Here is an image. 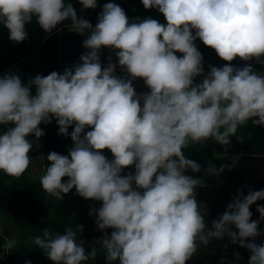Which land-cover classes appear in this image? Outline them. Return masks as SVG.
<instances>
[{"label": "clouds", "instance_id": "clouds-1", "mask_svg": "<svg viewBox=\"0 0 264 264\" xmlns=\"http://www.w3.org/2000/svg\"><path fill=\"white\" fill-rule=\"evenodd\" d=\"M142 3L158 9L166 22L151 17L129 22L114 0L103 4L95 25L77 14L71 0H0V24L14 42L28 36L26 24L33 18L49 34L68 21L66 27L86 35V51L63 72L36 74L27 83L14 71L0 75V125L6 126L0 132V172L21 176L30 149L45 135L40 124L55 119L58 133L73 144L67 154H47L39 183L57 200L75 187L82 197L102 202L89 214L103 231L98 242L107 264H186L197 241L207 245L225 235L249 249L248 264H264V243L248 239L264 232L258 227L264 204L256 205L259 219H251L250 211L264 199V188L246 195L238 189L209 226L207 206L197 199L205 182L189 174L201 165L183 152L207 140L227 147L249 121L264 126V68L224 63L209 64L206 71L195 43L199 38L224 61L239 57L264 65V0ZM80 4L96 8L97 0ZM104 48L116 59L102 61ZM137 78L146 91L137 92ZM129 166L134 171L125 173ZM232 166L209 164L206 171L218 175ZM83 230V224L62 233L44 228L32 241L55 264H86L97 248L86 249L78 238ZM16 243L5 238L3 248L11 251Z\"/></svg>", "mask_w": 264, "mask_h": 264}, {"label": "trees", "instance_id": "trees-1", "mask_svg": "<svg viewBox=\"0 0 264 264\" xmlns=\"http://www.w3.org/2000/svg\"><path fill=\"white\" fill-rule=\"evenodd\" d=\"M97 1L102 5L108 2V0ZM71 2L77 9V14L80 15V9L82 8L80 0H71ZM114 2L119 4L125 10L126 15L129 17V22L135 20L136 17H151L160 22H166L163 13L156 8L146 9L144 7L142 9H136L132 6L131 0H114ZM133 2L135 3L136 0H133ZM86 10H88V8ZM92 21L98 20L96 18H92ZM67 23L68 21L62 22L61 24ZM55 29H53V31ZM43 36L45 35L43 34ZM41 37L42 36L40 35L38 41H41ZM51 40H53V38L48 40L50 43L46 41L33 50L35 48V40L31 39L27 43L25 50L23 45H20V42H14L9 39L8 28L0 24V75L9 72V69L13 67V65H17L14 71L19 75H27V81L31 76L36 74L47 75L51 72V69L55 68L58 64V61L55 59L51 61L52 56L50 59H44V57L37 59L39 64L27 63L21 59L29 55L31 51H33L31 53V56L33 57L40 54L42 49L48 48L52 52ZM66 40L68 41V45L70 47L74 45L73 48L67 51V54L69 56L76 55L79 48V41H76V38ZM54 42L56 43L55 58H58V39ZM195 43L203 54L206 71L209 64L220 66L227 62L220 58L213 48L205 45L199 38H197ZM177 54L181 55L179 52ZM62 58H65L64 55ZM138 89H140L139 86ZM5 127L6 126L4 125H0V132L6 130ZM40 127L45 130V135L39 138V143H42L44 146V161L46 165L48 163L46 156L50 151L55 150L62 154H67L68 148L73 144V141L70 136H64L63 134L58 133L57 129L59 126L55 119L49 123L42 122ZM238 129H242L243 132L248 135L250 143L254 146V153L264 155V126L255 125L249 121L247 124L240 126ZM71 130L72 126H69V131ZM104 150L105 149L102 151ZM183 152L187 157L194 159L201 164L203 159L201 143H190L184 147ZM221 175L222 174L219 173V176ZM219 176H217V178H219ZM217 180L213 181V183H217ZM252 182L254 190L264 188V176L259 178L255 177ZM46 194L47 192L43 190L39 183V179H30L26 171L19 177L8 176L0 172V217H4L9 211L17 209L21 218L19 225L20 230H27L33 237L36 235H42L44 228H48L53 232L62 233L64 229L71 224L74 227L78 224H83L84 230L83 232L78 233V238L84 240L86 249L90 250V247L92 246L97 248L96 257L90 258L86 264H107L104 259V249L98 242V238L103 236V231L97 227L95 217L89 214L92 209L90 208V203L86 206H80L79 208L72 207L71 203L61 201H57L55 205H51L48 199H46ZM217 198L218 196L216 199ZM98 203L101 202H94L92 206L97 208L96 206H99L97 205ZM258 204H264V199H261ZM256 205L257 204L253 205L250 209L252 212L251 219H259L260 217V213ZM205 219L208 221L209 226H211V221L215 218L211 213L206 212ZM258 227L260 229L264 227V220H260ZM107 231L111 232V229H108ZM11 234L12 230L10 227H0V264H8L9 260L23 258L30 252V247L18 241L16 246L11 251H6L3 248V243L5 238H11ZM248 239L251 240L250 237ZM210 241L206 245V249L203 248L204 244L202 242L197 241L196 251L199 264H248L250 255L248 248L241 246L238 242L232 243L231 239L219 248H215ZM239 248H241V251L237 254ZM32 253L34 254L36 264H55V262L50 260L44 251L37 248L36 245H34Z\"/></svg>", "mask_w": 264, "mask_h": 264}, {"label": "rangeland", "instance_id": "rangeland-1", "mask_svg": "<svg viewBox=\"0 0 264 264\" xmlns=\"http://www.w3.org/2000/svg\"><path fill=\"white\" fill-rule=\"evenodd\" d=\"M131 2L132 6L136 9L144 8L142 0H136L135 3L133 2V0H131ZM226 63L229 62L227 61ZM245 63H252L254 69L256 70H261L262 68H264V65L256 62L254 59L252 61H243L242 59H240V61L236 65L243 66ZM240 136L243 137V139H239L238 137ZM254 152L255 149L253 144L250 143L248 135L244 133L242 129L237 130V134L232 136L231 143L227 147L213 140L205 141L204 146H202L203 162L205 159V166L199 172H196V175L201 177L204 182H211V185L204 184L203 186H199L197 188V199L201 203L206 204L207 212L211 213L215 219L219 218L220 214L226 209L227 204L232 202L233 196L237 194L238 189H242L244 194L246 195L250 189L254 190V187L252 185L253 179L255 177L263 175L264 155L258 154V156H256L257 154H255ZM31 160H34L35 163L34 165H31L30 171H27V175L30 179H39V177L43 174L39 173L41 166L37 165V160L40 159L34 157ZM209 164H212L216 167L225 164H234V166L230 168L226 167L222 172H220L221 174L225 172V174H228L227 172L230 171V173L224 180H217L218 183H212L216 180L219 174L217 175L215 173L207 172L206 170L209 167ZM46 195V199H48L51 205H55V203L59 201L49 193H47ZM73 195L74 193L72 191L64 194L66 202H68L69 199L73 197ZM79 196L84 199L81 202L77 200V204L79 206H86L89 201H96L92 198H84L81 195ZM217 196L218 198L216 199ZM260 200L253 202V204L250 205V209L253 205L260 203ZM63 201L65 200L63 199ZM101 203H98L97 205L100 206ZM71 206L74 207L72 204ZM99 206L96 207L98 208ZM20 220L21 218L18 214L17 209H13L9 211L6 216L0 217V227H10V229L12 230V234L10 237L15 238L16 241L21 242L31 248L27 256L23 258L11 259L8 261V264H25V261L27 260H30L31 264H36L34 254L32 253L34 247V243L32 241L33 236L27 230H20ZM234 230L238 231V229L235 228ZM262 230H264V227L262 228ZM250 238L255 239L256 243H264V232H262L261 235L255 238ZM230 239L231 238L228 235H225L223 238L214 237L211 239L210 243L215 248H219L221 245L229 242ZM203 248L206 249V245H204ZM239 251H241V248L238 249L237 254H239ZM186 264H199L197 251L193 253V255L186 261Z\"/></svg>", "mask_w": 264, "mask_h": 264}, {"label": "crops", "instance_id": "crops-1", "mask_svg": "<svg viewBox=\"0 0 264 264\" xmlns=\"http://www.w3.org/2000/svg\"><path fill=\"white\" fill-rule=\"evenodd\" d=\"M121 1V0H120ZM102 4L100 3V2H98L97 1V7L96 8H88V10H86V9H80V12H81V16H83L84 18H86V19H88V20H90L92 23H93V25H95V23L97 22V21H92V18H96L97 20H98V12H101V10H102ZM154 11V10H153ZM135 15H137V14H135ZM66 24H58L57 26V28L51 33V34H49V33H46V31L40 26V24L38 23V21L35 19V18H33V20L30 22V23H27L26 24V29H27V31H28V36L23 40V41H21L20 42V45H23V47H24V49L26 50V46H27V43L31 40V39H33V40H35V48L33 49V50H35L38 46H40L42 43H45L46 41H48L50 38H53V40H51L52 42V52L48 49V48H46V49H42L41 50V53L40 54H38V55H36V56H31V53L33 52V51H31L30 53H29V55H27V56H25L24 58H22L21 60H24V61H26L27 63H35V64H39L38 62H37V59H39V58H42V57H44V59L46 58V59H50L51 58V56H52V59H51V61L52 60H57L58 61V64H57V66L55 67V68H52L51 69V71H53V70H57V71H60V72H63V70H64V68L66 67V66H70V65H72V64H74V63H76L78 60H79V57H80V55L84 52V51H86V49L84 48V46H83V44H82V41L86 38V35H84V34H81V33H78V32H76V31H74V30H70L68 27H66L65 26ZM42 30H44V31H42ZM43 34L45 35V36H43ZM42 36L41 38V41H38V38H39V36ZM72 39V38H76L77 40L76 41H79V48H78V52L76 53V55H74V56H69L68 54H67V51L69 50V49H71V48H73L74 47V45L73 46H69L68 45V41L66 40V39ZM56 39H58V47H59V56H58V58H55V50H56V43L54 42V41H56ZM48 43H50V41H48ZM46 47H47V44H46ZM64 55V59L62 58V56ZM109 55H112L113 56V59H116L115 58V55H114V53H112L111 52V50L110 49H108V48H104L103 49V51H102V56H101V59H102V61H104L105 63H106V61H107V57L109 56ZM20 60V61H21ZM65 60H67V61H65ZM19 61V62H20ZM240 61V59L237 57V58H235L233 61H231V62H229V63H233V64H237L238 62ZM16 66L17 65H13V67H11L10 69H9V71H14V69L16 68ZM15 72V71H14ZM50 73V72H49ZM48 73V74H49ZM117 73L119 74L120 73V69H119V67H117ZM21 76V79H22V81H24L25 83H27V80H26V76L27 75H20ZM134 85H135V87H136V90H137V92H143V91H146L147 90V87H146V85L144 84V82H143V79L142 78H137V80L136 81H134ZM138 86L140 87V89H138ZM140 90V91H139ZM33 91H34V89H33ZM203 144H205V142H203V143H201V146H203ZM104 152H105V154L109 157V158H111L112 157V153H111V151H110V149H105L104 150ZM255 154H257V153H255ZM29 155H30V157H31V159L32 158H38V159H40V160H37V165H39V166H41V169H40V171H39V173L41 174V173H44V170H45V167H46V165H45V161H44V156H45V151H44V146L42 145V143L40 144L39 143V146H37V144L36 143H34L33 144V147H32V149H30V152H29ZM256 156H258V154L256 155ZM34 160H31L30 161V164H29V166H28V168H27V170H26V172L27 171H30V167H31V165H34ZM201 169H203L204 168V166H205V159H204V162H203V159H202V161H201ZM230 168V167H229ZM129 170H132V171H134V166H129V167H127L126 169H125V173L127 172V171H129ZM226 173V172H225ZM225 173H223L221 176H219V178H217L218 180H224L225 178H226V176L230 173V171H228L227 173L228 174H225ZM40 174H38V175H40ZM189 174H191V175H193V176H197L196 175V172H191V170H189ZM262 176H264V173H263V175H260V176H258L257 178H259V177H262ZM216 179V180H217ZM213 183V182H212ZM218 183V182H217ZM205 185H211V182H205L204 183ZM73 192L74 193V195H73V197L72 198H70L69 199V201L68 202H66V199L64 198V200L65 201H61V200H59V201H61V202H65V203H71L74 207H80L78 204H77V200L78 201H83L84 199H82L80 196H79V194L76 192V190H75V188H73L72 190H70V192ZM69 193V192H68ZM94 202H96V201H89L88 203H90V208H93V203ZM98 202V201H97ZM87 203V204H88ZM86 204V205H87ZM83 206V205H82Z\"/></svg>", "mask_w": 264, "mask_h": 264}]
</instances>
